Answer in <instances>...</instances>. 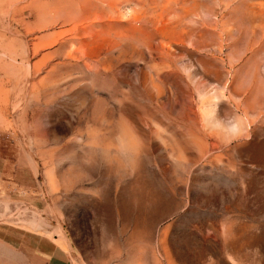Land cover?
I'll list each match as a JSON object with an SVG mask.
<instances>
[{
	"label": "rangeland",
	"instance_id": "1",
	"mask_svg": "<svg viewBox=\"0 0 264 264\" xmlns=\"http://www.w3.org/2000/svg\"><path fill=\"white\" fill-rule=\"evenodd\" d=\"M7 231L264 264V0H0V264H28Z\"/></svg>",
	"mask_w": 264,
	"mask_h": 264
},
{
	"label": "crops",
	"instance_id": "2",
	"mask_svg": "<svg viewBox=\"0 0 264 264\" xmlns=\"http://www.w3.org/2000/svg\"><path fill=\"white\" fill-rule=\"evenodd\" d=\"M7 235L20 243L29 242L30 247L24 254V257L28 259V264H58L61 260L62 264L68 262V253L56 240L44 236L38 240L26 241L27 238L24 234L9 231H7Z\"/></svg>",
	"mask_w": 264,
	"mask_h": 264
}]
</instances>
